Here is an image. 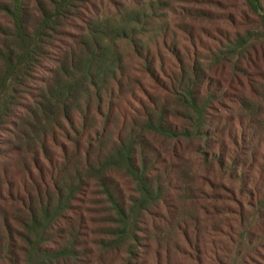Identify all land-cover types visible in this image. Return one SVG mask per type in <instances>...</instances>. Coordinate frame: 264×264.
<instances>
[{"label":"trees","instance_id":"16d2710c","mask_svg":"<svg viewBox=\"0 0 264 264\" xmlns=\"http://www.w3.org/2000/svg\"><path fill=\"white\" fill-rule=\"evenodd\" d=\"M183 3L0 0V264H264V0Z\"/></svg>","mask_w":264,"mask_h":264},{"label":"rangeland","instance_id":"374dc122","mask_svg":"<svg viewBox=\"0 0 264 264\" xmlns=\"http://www.w3.org/2000/svg\"><path fill=\"white\" fill-rule=\"evenodd\" d=\"M174 2H175V4H176V6H180V7H183V6H185V4L183 3V0H174ZM264 56V55H263ZM260 67H261V73H260V76L263 78L262 79V83L261 84H263V82H264V58L261 60V62H260ZM261 81V80H260Z\"/></svg>","mask_w":264,"mask_h":264}]
</instances>
